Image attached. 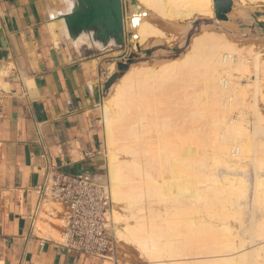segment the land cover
<instances>
[{"label":"bare ground","instance_id":"6f19581e","mask_svg":"<svg viewBox=\"0 0 264 264\" xmlns=\"http://www.w3.org/2000/svg\"><path fill=\"white\" fill-rule=\"evenodd\" d=\"M59 1L50 19L69 11L71 1ZM133 3L123 27L124 35L133 32L134 46L163 36L148 21L151 14L182 33L197 16L218 21L212 0ZM56 20L70 40L63 20ZM222 35L197 34L179 61L131 64L101 104L112 200L108 226L115 245L134 247L147 264H264V112L255 98L260 94L264 103V60L258 53L243 55ZM71 43L99 49L85 35ZM108 69L112 73L115 63ZM248 91L252 100L245 98ZM246 161L254 171L250 201L260 217L252 214L243 227L239 203L248 191Z\"/></svg>","mask_w":264,"mask_h":264},{"label":"crops","instance_id":"0c3cea01","mask_svg":"<svg viewBox=\"0 0 264 264\" xmlns=\"http://www.w3.org/2000/svg\"><path fill=\"white\" fill-rule=\"evenodd\" d=\"M61 5L0 0V264H110L66 252L37 227L48 223L35 189L46 173L106 175L99 100L118 50L73 45L50 19Z\"/></svg>","mask_w":264,"mask_h":264},{"label":"rangeland","instance_id":"374dc122","mask_svg":"<svg viewBox=\"0 0 264 264\" xmlns=\"http://www.w3.org/2000/svg\"><path fill=\"white\" fill-rule=\"evenodd\" d=\"M232 9L229 13H227V19L221 20V21H215L214 18L208 19L204 16H197L196 19L193 20L191 28L187 27V31L185 33L181 32V29L176 26L172 25L170 23H167L166 20L162 19L161 17H154V15H150L148 17V21L154 22L157 24V27L162 31L163 36L160 37H154L152 38L151 43L145 42L141 43L138 46H134L131 44V37L133 35V32L125 30V43L121 48H115V47H108L113 48L116 51L114 53V62H127L129 59L128 67L131 64L134 65H143L148 64L152 66L159 65L158 63L165 61V60H175L179 61L182 57V55L186 52L187 47L190 44L191 39L196 36L197 34L202 33V31H207L210 34L218 33L223 34V39L226 40L229 44H232L236 46L238 49L241 50L242 54L245 56H248L250 53H258L260 60H264V4H257L254 7H251L246 4V2H243L240 4V2H234L232 0ZM134 5L133 0H122V7H123V17L125 20H127L130 8ZM210 30V31H209ZM212 32V33H211ZM165 37V38H164ZM158 38V40L156 39ZM157 41H156V40ZM160 39V40H159ZM224 40V41H225ZM66 41V40H65ZM155 41L156 43H154ZM168 41V42H167ZM68 42V41H66ZM147 43V44H146ZM107 48V49H108ZM106 49V50H107ZM96 50V49H95ZM99 51V50H97ZM105 51V50H104ZM99 51V52H104ZM249 72L254 73L253 68H250ZM123 72L119 71L117 69L116 63H115V69L113 71L114 75H120ZM260 74V73H259ZM120 77V76H119ZM117 78L109 79L107 83H105V88L103 89L101 95H100V102L101 103L103 97H106L109 91L110 85L116 80ZM111 82V84L108 86V83ZM247 83L246 78L241 79V84L245 85ZM260 94H256V108L260 112H264V103L260 101L259 99ZM254 94L252 91L247 92V100H252ZM252 103H246L247 107L245 109L247 110L249 118V122L247 123L248 128L251 129V121L252 115L249 113L251 112L250 105ZM100 120V115H99ZM100 123V122H99ZM101 128V124H100ZM103 148V146H102ZM245 173L244 176L247 183H248V191L244 198L240 200V207L242 208V220H243V227L244 225L248 224V220L252 217V214H254V218L257 220L260 217V213L255 210V213L253 212V206L251 204L252 200V187L253 186V179H254V171L249 161L245 162ZM241 172V171H239ZM227 173V171H225ZM224 173V174H225ZM107 177V174L105 175V178ZM107 179V178H106ZM252 184V185H251ZM49 206H55L53 203H50ZM41 217H45L41 215ZM51 222L54 224L51 225L50 223H44L39 221L37 225L41 227V230L47 229L49 232L55 233L54 240H60V229L58 228L60 225V222L57 220H51ZM56 224V225H55ZM242 225L239 227V230L241 229ZM59 229V232L57 229ZM59 237V238H58ZM116 244V243H115ZM112 259L110 260V264H147L142 258H140L137 254V251L134 247L130 245H125L122 243H119L118 245H115V250L111 255ZM108 260V259H106Z\"/></svg>","mask_w":264,"mask_h":264},{"label":"built area","instance_id":"2783aa9c","mask_svg":"<svg viewBox=\"0 0 264 264\" xmlns=\"http://www.w3.org/2000/svg\"><path fill=\"white\" fill-rule=\"evenodd\" d=\"M35 189L40 204L49 200L55 205L46 216L53 226L51 220L60 222L56 243L63 250L83 257H111L115 241L108 226L112 200L106 181L98 182L87 172L54 170ZM31 228L36 229L35 224Z\"/></svg>","mask_w":264,"mask_h":264},{"label":"water","instance_id":"95a60500","mask_svg":"<svg viewBox=\"0 0 264 264\" xmlns=\"http://www.w3.org/2000/svg\"><path fill=\"white\" fill-rule=\"evenodd\" d=\"M70 1L69 11L57 14L56 19L63 20L72 42L80 35H85L93 45H98L99 51H104L108 47L121 48L124 45L122 0ZM212 1L214 17L218 21L226 20L227 13L232 8V0ZM129 61L128 59L127 62H117V69L124 72L128 68Z\"/></svg>","mask_w":264,"mask_h":264},{"label":"trees","instance_id":"16d2710c","mask_svg":"<svg viewBox=\"0 0 264 264\" xmlns=\"http://www.w3.org/2000/svg\"><path fill=\"white\" fill-rule=\"evenodd\" d=\"M126 70H127V69H126ZM125 72H126V71H125ZM125 72H124V73H125ZM124 73H123V74H124ZM123 74H122V75H123ZM120 75H121V74H120ZM120 75H117V76L114 75V76H112L111 78H112V80H113L114 78H119ZM122 75H121V76H122ZM111 82H112V81H110V82L108 83V86L111 84Z\"/></svg>","mask_w":264,"mask_h":264}]
</instances>
